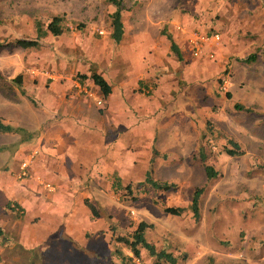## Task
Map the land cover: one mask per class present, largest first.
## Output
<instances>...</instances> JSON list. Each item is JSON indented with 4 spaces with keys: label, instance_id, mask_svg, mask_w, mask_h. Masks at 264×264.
<instances>
[{
    "label": "rangeland",
    "instance_id": "1",
    "mask_svg": "<svg viewBox=\"0 0 264 264\" xmlns=\"http://www.w3.org/2000/svg\"><path fill=\"white\" fill-rule=\"evenodd\" d=\"M122 6L124 35L116 42L107 0H0V120L22 129L0 132V264H120L119 252L132 256L131 264H154L147 251L136 258L115 239L140 221L151 224L148 241L175 264H264V0ZM54 16L64 28L57 36L45 33ZM213 33L220 41L193 56L188 39ZM156 37L157 49L139 57ZM19 38L39 43L22 48L14 44ZM92 73L107 78L109 95ZM73 104L91 108L100 123L111 122L117 106L135 112L137 145L131 154L116 148L118 181L132 185L135 197L113 189L112 175L79 172L66 152L68 138L55 154ZM205 164L218 176L208 179ZM147 170L175 190L139 187ZM196 188L203 189L198 221L189 208ZM164 206L185 211L170 215Z\"/></svg>",
    "mask_w": 264,
    "mask_h": 264
},
{
    "label": "crops",
    "instance_id": "2",
    "mask_svg": "<svg viewBox=\"0 0 264 264\" xmlns=\"http://www.w3.org/2000/svg\"><path fill=\"white\" fill-rule=\"evenodd\" d=\"M139 33H142V31L137 32V35ZM167 39L169 38L167 37ZM155 40H157V37L152 40L151 44L146 43L144 49H138V51H140L139 57L142 56L143 52L149 54L150 51L157 49L158 44L155 43ZM104 79L108 81L106 77ZM127 110L117 106L114 113H112L111 110L108 113V115L113 114L114 119L109 123H100L98 116L91 108L73 104L67 113L68 123L65 125L68 129L67 133L64 132L63 127V137L57 140L55 154L59 155L61 153V144L64 139L68 138L69 140L66 142L65 146L67 148L66 152L68 157L70 158V163L77 165L79 172H82L85 168L84 171L93 173L94 179L98 178L100 174L114 176H111V187L113 189L117 188L114 182L121 177L122 160L119 154L121 151L119 152L116 148H120L121 150V147L124 145L129 149V153L131 154L132 147L137 145V126L132 123V119L135 118L134 116H136V114L133 111ZM120 116H124V119L128 120L127 123H122ZM126 116L130 119L126 118ZM84 137L88 138L86 139ZM84 150H86L88 155ZM128 158L131 159V155H129ZM151 159H149V163ZM125 160H127V157ZM133 163V161H129L130 165ZM75 174V178H83V176L80 175L81 173ZM84 178H88V176L86 175ZM86 183H88V185H86ZM86 183L82 184L84 186V192H88L90 189L89 181ZM120 184L122 185L121 181ZM95 186L101 189L100 185ZM77 226H80V224H77ZM80 238L82 239L85 237Z\"/></svg>",
    "mask_w": 264,
    "mask_h": 264
},
{
    "label": "trees",
    "instance_id": "3",
    "mask_svg": "<svg viewBox=\"0 0 264 264\" xmlns=\"http://www.w3.org/2000/svg\"><path fill=\"white\" fill-rule=\"evenodd\" d=\"M108 3H110L113 7V10L110 13V36L111 38L119 42L123 36L124 33V28H123V23L121 20V15H122V0H107ZM62 17L59 16H54L52 19L47 23L46 26V31L51 33L54 36L60 35L63 31L64 28L61 24ZM38 37H41V35H38ZM170 40V45L171 49L179 55V49L172 40L170 36H167ZM38 38L35 39H24V38H19L14 40V44L18 45L19 47L22 48H31V47H36L38 45ZM0 46L2 44L0 43ZM83 77V75L81 76ZM93 80V83L98 87V89L101 91L103 96L109 95L111 91V87L108 84V82L98 73H92L90 76ZM227 95H230L227 93ZM235 107L238 109H242L243 107L239 104H235ZM246 111H250L248 108L245 109ZM22 129L20 127H15L10 124L4 123L0 120V132L2 133H14V132H21ZM234 143V144H233ZM233 146L236 148V143L233 142ZM226 153L229 155H237L240 154L237 149L234 148H227ZM152 163V159L151 162ZM204 170L206 172V176L208 179L215 178L218 176V172L208 164L204 165ZM114 184L117 187H122L126 190V193L130 196L133 195L132 193V185L126 184L122 186L118 179L115 180ZM137 185V184H136ZM139 187H145V186H150L154 189L157 190H162V191H170V190H175L176 186L174 183H169L166 181H159L155 178L152 177L151 170H147L144 174V178L138 182ZM203 189L202 188H196L194 190L193 196L191 198V202L189 205V208L192 212V216L194 217L195 221H198L200 217L199 213V198L202 193ZM133 197H135L133 195ZM88 203V202H87ZM92 213H97L95 210L94 212V204H89ZM163 211L167 214L170 215H177L180 216L184 211L185 208L182 206H164ZM151 227V224L140 221L134 230V232L131 235L128 236H116L115 239L117 242L123 244L129 252L133 254L134 257L140 258L141 256V249L147 251V253L153 257V262L154 264H175L176 258L172 256L170 253H168L165 249H160L156 250V247L150 243L146 237V232L149 230ZM2 230L0 227V234L2 235ZM119 256L121 258L120 264H131V259L132 256H129L127 254H123L122 252H119Z\"/></svg>",
    "mask_w": 264,
    "mask_h": 264
},
{
    "label": "built area",
    "instance_id": "4",
    "mask_svg": "<svg viewBox=\"0 0 264 264\" xmlns=\"http://www.w3.org/2000/svg\"><path fill=\"white\" fill-rule=\"evenodd\" d=\"M220 41V36L218 33H213L211 35H197L194 34L188 39V44L191 48V53L195 57H199L202 55V49L205 46L216 45ZM211 48V47H208ZM206 56L210 59L214 58V52L208 51ZM74 86L77 90L84 92L89 97H94L97 104L100 105L102 100L98 98L92 91H90L86 86H84L80 81H75ZM26 168V163H23L21 166L22 175H25L24 169ZM45 188L51 190L52 187L49 184H45Z\"/></svg>",
    "mask_w": 264,
    "mask_h": 264
}]
</instances>
